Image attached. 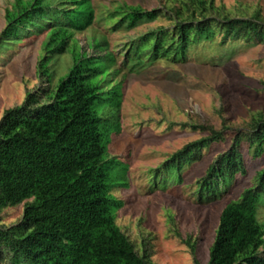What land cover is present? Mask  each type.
<instances>
[{
	"label": "trees",
	"instance_id": "1",
	"mask_svg": "<svg viewBox=\"0 0 264 264\" xmlns=\"http://www.w3.org/2000/svg\"><path fill=\"white\" fill-rule=\"evenodd\" d=\"M113 27L131 29L143 21L165 19L126 44L123 63L132 72L160 58L184 60L191 46L211 40L264 41L259 7L237 14L214 0H164L150 9L119 3L108 10ZM0 46L23 37L41 38L43 53L35 66L40 85L0 117V212L23 203L21 218L0 224L2 264H152L146 248L135 243L116 222L123 201L114 188L128 185L127 163L109 151L111 136L121 129L119 111L124 74L105 35H91L86 46L74 37L95 19L91 0H13L4 12ZM71 62L56 74L57 56ZM264 86V80H262ZM206 131L185 143L156 169L154 184L180 182L184 166L201 149L222 139V129L182 123ZM197 179L200 197L215 195L245 171L241 143L252 158L264 154V115H252L233 134ZM219 213L214 239L204 264H264V167ZM188 243V241H187ZM191 249L194 248L193 245ZM195 264H200L196 259Z\"/></svg>",
	"mask_w": 264,
	"mask_h": 264
},
{
	"label": "rangeland",
	"instance_id": "2",
	"mask_svg": "<svg viewBox=\"0 0 264 264\" xmlns=\"http://www.w3.org/2000/svg\"><path fill=\"white\" fill-rule=\"evenodd\" d=\"M95 19L74 37L82 46L91 35L103 34L108 48L121 64V129L111 136L109 151L127 163L128 185L113 193L123 201L116 222L139 251L146 248L152 264H204L213 242L221 208L237 198L252 182L254 171L264 167V154L252 158L245 141L241 143L245 171L215 195L200 197L197 179L214 157L230 146L233 134L245 127L252 115H264V41L247 43L229 40L222 44L219 34L193 44L184 60L160 58L128 72L123 63L126 44L165 19L143 21L131 29H111L107 11L119 3L140 4L146 9L164 0H91ZM13 0H0V32L5 25V8ZM225 10L249 14L264 0H214ZM42 36L29 35L14 45L0 46V117L5 109L20 104L27 90L40 85L35 66L43 53ZM71 54L65 52L51 62L56 74L65 72ZM182 123L209 124L222 129V139L201 149L199 158L185 165L180 182L154 184L150 175L185 143L206 135ZM258 218L264 221V205ZM23 203L0 212V224L11 225L22 216ZM188 241V243H187ZM193 245L194 248L191 249ZM0 264H2L0 262Z\"/></svg>",
	"mask_w": 264,
	"mask_h": 264
}]
</instances>
